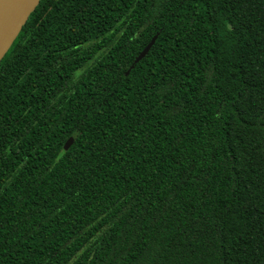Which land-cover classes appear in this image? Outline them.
Segmentation results:
<instances>
[{
  "label": "trees",
  "instance_id": "obj_1",
  "mask_svg": "<svg viewBox=\"0 0 264 264\" xmlns=\"http://www.w3.org/2000/svg\"><path fill=\"white\" fill-rule=\"evenodd\" d=\"M0 264H264V0H41L0 62Z\"/></svg>",
  "mask_w": 264,
  "mask_h": 264
},
{
  "label": "water",
  "instance_id": "obj_2",
  "mask_svg": "<svg viewBox=\"0 0 264 264\" xmlns=\"http://www.w3.org/2000/svg\"><path fill=\"white\" fill-rule=\"evenodd\" d=\"M41 0H0V62L8 52L13 42L34 12ZM157 37H154L147 47L141 52L135 63L141 61L154 45ZM72 136L67 142L74 143Z\"/></svg>",
  "mask_w": 264,
  "mask_h": 264
}]
</instances>
